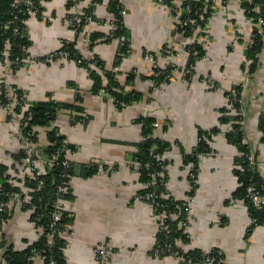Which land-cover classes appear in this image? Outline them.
<instances>
[{
    "label": "crops",
    "instance_id": "0c3cea01",
    "mask_svg": "<svg viewBox=\"0 0 264 264\" xmlns=\"http://www.w3.org/2000/svg\"><path fill=\"white\" fill-rule=\"evenodd\" d=\"M92 1L81 0L76 8H68L69 0H43L45 9L42 18L31 22L29 31L33 42L31 54L36 56L37 62L29 73L23 71L19 75L6 76L7 80L28 93L29 102L52 97L76 103L84 109L85 114L91 116L87 122L74 123L73 112L61 110L51 126L39 127L40 147L49 144L48 130L57 128L67 142L76 146L71 157L73 162L108 165L106 172H99L88 178L75 174L72 178L74 199L67 203V207L74 216V223L65 248L68 263L181 264L173 256L161 258L151 253L158 226L149 204L135 197L141 184L139 173L132 168V158L137 151V143L143 140V128L138 118L145 115L155 118L160 124L156 135L171 143V149L166 153L170 171L169 187L178 198H182L188 190L186 177L192 166L183 164L181 149L191 152L197 146L200 128L210 130L215 126L220 127V132L210 140L215 152L200 158L199 188L191 221L193 242L187 248L197 247L209 251L213 247H219L227 256V264H264V225L247 235L246 228L250 220L247 208L242 201L232 197V192L239 186L235 174V158L240 153L225 135L231 124H221L219 121V110L230 107L225 93L236 84L224 80L215 64L220 59L219 54H233L229 58L231 63H234L235 58L240 60L238 63L242 60L245 64L251 63L245 54L246 46L242 39L238 40V49H234L229 43L231 36L228 31L226 33L225 25L230 21L221 15L223 11L215 16L214 12L212 18L217 22H209L207 30L211 34L214 31L215 35L212 39H209L208 34L206 36L208 51L207 56L199 62L200 71L196 69L191 82L180 72L174 71L171 82L155 87L152 80L141 78V75L152 74V64L146 59L145 52H154L158 62L167 57L162 53V48L165 43L168 44V38L172 35L173 16L170 9L155 0H123L127 9L125 24L130 30L132 51L121 63L118 78L126 90L134 88L143 97L130 106L119 109L109 93L93 92V80L86 68L68 58L50 62L46 60L47 54L77 36L76 31L66 23L65 17L75 9L85 10ZM109 1L102 0L96 6L99 16L111 15L107 9ZM223 1L233 4L234 13L237 14L233 22L243 27L239 31L243 36L250 28L247 26L250 20L244 14L241 0ZM48 14L57 16L58 20L49 23ZM102 29L106 27L98 22L91 25V31ZM217 35H226L228 41ZM119 44V40L114 39L112 42L98 43L93 51L83 43H79L78 48L87 58L96 53L111 68L116 60ZM207 57L208 60L204 61ZM258 58L260 70L258 68L252 73L248 66L249 81L242 84L241 95L245 124L250 130L248 137L257 147L260 144L258 120L264 110V92L259 93L256 87L258 84L264 86V47ZM187 59L188 57L183 59L185 64ZM239 67L237 77L243 74V69ZM133 69L140 71L130 84L127 76ZM212 77L216 82L211 84ZM1 88L0 84V95ZM231 114H235L234 110ZM19 127V120L10 118L7 109L0 106L2 163L13 162L12 154L18 151L19 146ZM262 151L264 154V150ZM12 216L8 231L10 229L13 234H22L24 229L19 223L23 218L22 213L15 208ZM99 245L109 248L104 263L97 258L96 246Z\"/></svg>",
    "mask_w": 264,
    "mask_h": 264
},
{
    "label": "trees",
    "instance_id": "16d2710c",
    "mask_svg": "<svg viewBox=\"0 0 264 264\" xmlns=\"http://www.w3.org/2000/svg\"><path fill=\"white\" fill-rule=\"evenodd\" d=\"M43 0H34V5L37 11V18H42V13L45 7L42 4ZM160 5L170 9L173 18H178L174 24L172 35L177 36L176 41H193L188 42L184 46L187 54V62L184 68H180L176 64L170 62L163 66L159 63L153 68V74L141 75V78L152 80L155 87L161 86L163 83L171 82L173 72L183 71L184 78L191 82L193 75L196 73V66L207 56V47L203 37L207 36L206 30L211 17L215 12V0H182L178 3L176 0H155ZM102 0H93L85 13L92 15L93 20L104 25L106 20L101 19L94 14L96 10L95 3H101ZM73 2L69 0L67 7L71 8ZM241 7L244 14L253 22L251 41L246 44L245 54L247 59L251 60L250 72L255 73L259 68L258 55L264 47V0H241ZM107 9L110 16H113L115 28L110 30L107 28L102 30H94L90 33V44L88 47L93 51L98 43L112 42L114 39L124 37L125 40L119 44L114 65L109 68L105 60L99 55L93 53L90 58L85 57L78 48L80 36L77 34L72 41H65L58 51L66 54V57L75 61L80 66L87 69L89 76L93 80V92L100 94L106 92L110 94L114 104L119 109L130 106L136 101L141 100L142 93L136 89L126 90L121 84L117 71L114 67H119L123 60L131 54V34L129 28L125 24V9L123 0H110L107 4ZM19 11L20 19H25L28 15L25 14L26 6L17 4L15 0H0V49L3 48L4 41L8 37H12V56L25 55L24 48L32 45V40L29 34L14 36L11 30H4L1 26L2 22L9 21L14 12ZM67 16H70L68 14ZM72 16V15H71ZM86 19L83 18L75 28L79 30L85 25ZM19 25L22 23L19 21ZM109 31V32H108ZM148 51L145 52V54ZM162 53L167 57L169 52L168 44L165 43L162 48ZM155 60L157 59L154 52ZM165 57V59L167 58ZM158 62V60H157ZM178 67V69H177ZM137 69H133L128 73L127 82L133 83L137 77ZM242 85L236 84L232 90L227 91L225 95L229 98L230 107H222L220 111L219 121L221 124H231V128L226 132V138L230 144L237 147L240 155L235 158V174L237 176L239 186L232 192V197L235 200L242 201L247 207L248 217L251 223L246 228L247 235L253 234L257 227L264 225V205L258 207L249 195L248 188L253 185L261 195H264V174L260 170V163L264 164V110L261 112L258 120V133L260 134L259 146L250 141L248 134L250 130L246 127L245 117L243 115V106L241 101ZM6 87L3 84L1 88L0 104L8 106L12 100L7 96ZM24 91L18 88L17 94L20 99ZM61 110H69L73 112L74 123L87 122L90 120V115L84 113V109L71 102H64L50 97L49 99L30 102L29 109L24 113L25 119L22 120V131L25 138L30 139L36 144V149L39 152L41 159L46 160V172L39 174L34 171L35 178L26 175L24 186L29 189L27 194L31 196L30 202H22L23 211H31L30 219L36 224V227L41 228L44 232L40 239L33 245L24 250H13V244L9 242L8 252L10 254V262L12 264H28L33 256V249L37 250L40 255L45 257L44 264H50L52 260L56 264H68L65 254L67 240L62 235L63 230L68 226L73 225L74 216L70 211L59 210L57 208V200L59 196H63L67 201L74 199L73 188L70 184L71 178L78 174L83 178H88L96 175L99 172V164L95 162L76 163L69 162L68 166L64 164L66 160L67 149L76 150V146L67 142L57 128L48 130L47 137L49 144L39 146L38 133L33 132L34 127H47L57 119ZM234 110L235 114H231ZM17 113L21 112V106L15 108ZM11 118V115H9ZM138 121L142 124L143 140L137 143V151L134 152L132 161L136 162L132 168L139 173V181L141 185L135 197H139L149 204H152V213L157 220V216L161 215L162 211L167 213L180 212L177 218L168 216L165 218L167 228L160 226L156 234V242L152 250V254L158 257L173 256L179 260L181 264H227L226 254L219 247H213L209 251L201 248L190 247L193 238L186 228L181 223L186 220L187 209L185 200L178 198L172 194L169 189L170 171L169 160L166 158V153L171 149V143L156 135L155 118L151 116L141 115ZM27 125L25 126V124ZM220 132V127L215 126L210 130L200 128L198 131L197 146L187 152L181 149L183 153V164L192 165L186 179L187 184L191 189L185 192V195L193 197L197 194L199 188L198 178L201 171L200 158L207 154L215 152L211 146L210 140L213 136ZM254 153L257 163L254 167L250 166L247 155ZM26 151L21 149L12 154L14 160L13 167L16 163H21L26 157ZM262 155V156H261ZM263 157V159L261 157ZM241 165L242 168H238ZM108 169V165L103 164ZM10 166L0 161V203L10 202L15 197L25 198L26 193L17 182H22L21 178L14 177L9 173ZM136 171V170H135ZM61 186H67L66 192H60ZM18 195V196H17ZM168 195V197H165ZM23 196V197H22ZM229 203V200L228 202ZM1 209V208H0ZM59 212L56 218V213ZM13 209L0 210V233L3 244H7L5 233H3V222L9 220L13 216ZM48 234H52L53 243H49ZM180 258V259H179ZM101 262V261H100ZM106 262V261H105ZM104 263V262H102Z\"/></svg>",
    "mask_w": 264,
    "mask_h": 264
},
{
    "label": "built area",
    "instance_id": "2783aa9c",
    "mask_svg": "<svg viewBox=\"0 0 264 264\" xmlns=\"http://www.w3.org/2000/svg\"><path fill=\"white\" fill-rule=\"evenodd\" d=\"M71 1L73 2L72 6H74V8H76L75 6L81 0H71ZM15 2L17 4H24L26 6L25 14L28 15V17L25 19H20L19 11H21V10H18L17 12L13 13L12 18L9 21H7V22L1 21V26L4 30H11L12 34L14 36L24 35V33H27L30 36L29 31H30V27H31V22H33L35 19L37 20V11L38 10L36 9V7L34 5V0H15ZM215 2H216V0H215ZM95 4H96L95 6L99 5V3H95ZM126 12H127V9L125 8L123 10V14H126ZM69 14H70V16L65 17L66 23L68 25H70L76 31V34H79L80 43H83L86 46H88L91 42V40H90L91 25L93 23H95L96 21L93 20L92 15L86 14L84 10L78 11L75 9L72 13H69ZM94 14H96L97 17L106 20V22L103 26L106 27L107 29L112 30L115 28V25L113 23V20H114L113 16L101 17L98 15L96 10H95ZM83 18L86 19V23H85V25H83L82 29L78 31V29H76L75 26H76V24L78 25ZM55 20H58L57 16H54L52 14L47 15V21L49 23H52ZM19 21L22 23V26L18 24ZM251 35H250V39H251ZM30 38H31V36H30ZM118 40H119V43H121L122 41L125 40V38L121 37ZM192 41H193V39H192ZM192 41H190V39L185 40V42L183 41L184 46L186 43L192 42ZM77 46H79V45H77ZM24 50H25L24 51L25 55L12 56V37H8L7 39H5L3 48L0 49V84H1V86H3V84L5 85L6 91H7L6 92L7 96L12 100V102L8 106H4L2 104H0V106H3L7 109L8 114L11 115V118L19 120V126L20 127H19L18 133H17L18 134V141H19L18 151H20L21 149H24L26 151V154H27L26 157L22 159L21 163H16V167H13L14 160L11 164H7L8 166H10V169L8 171L9 173H11L13 175V173L11 171L14 170V171H19L22 174V176L20 178L23 181L17 182V184L20 185L23 189H25L26 197L24 199L15 197L10 202H1L0 208L3 210H6V209L12 210L13 209V211H15V208H17L23 215V218L20 220L19 223H20V226L24 229V232L22 234H19V233L13 234V233H11L10 229L8 231V226L10 225L11 218L9 220L3 222V226H2L3 230L2 231H3V233H5V238L7 240V244L6 245L3 244L2 238H1L2 233H0V264H12L10 262V254L7 253L9 250V248H8L9 242L14 245L13 250H24V249L28 248L29 246L33 245L35 242H37L40 239L41 234L44 232L41 228L36 227V224L33 221H31V219H30L31 211L30 210H28V211L22 210V202L23 201L24 202H30L31 196L29 194H27V192L30 190L33 191V189H29L28 187L24 186L25 176L29 175V176L35 178L34 171L38 172L39 174L45 173L46 172V165H45L46 160L41 159V156H39V152L36 149V144H34L30 139L25 138L23 135L22 120L25 119L24 113L29 109V105H30V102L28 99L29 98L28 93L25 90L19 88L17 85L12 83L11 81L7 80V77H6L9 74L19 75L23 71H26V72L28 71V73H29L33 70V66L37 62V58L35 55L31 54V46L28 48H24ZM46 57H47L46 60L49 62L52 60H55V59L67 58L66 54L63 53L62 51H58V49H55L54 51L50 52L49 54H47ZM145 57L152 64L150 68H151V72L153 74V68H155L159 62H157V60H155L154 55L152 54L151 51H148L146 53ZM169 63H166V64H169ZM250 64H251L250 62H246V65L250 66ZM163 66H165V65H163ZM119 69H120V66L114 67V70L117 72L119 71ZM137 72H138V70H137ZM18 88L20 90L24 91V93L20 99L18 98V94H17ZM263 90H264V88H263ZM18 105L21 106V112L20 113H17L15 111V108ZM26 125H27V123L25 124V126ZM154 125L156 128L160 127V124L158 122H156ZM33 132L39 133V127H34ZM38 137H39V134H38ZM261 147H264V144H262ZM74 153H75V150H72L70 148L67 149L66 160L64 161L65 165L68 166L69 162H73L71 157ZM247 158L250 162V166L254 167L255 164H258L256 162L257 159H256L253 152L248 154ZM133 164L135 165V167L137 166L136 162H134ZM133 164H132V166H133ZM99 165H100L99 166V172L100 173L106 172L108 170L107 168L102 166V164H99ZM237 167L242 168L241 165H237ZM259 167H260V170L262 171V173L264 174V164L260 163ZM254 169H255V167H254ZM135 170L137 172V168H135ZM17 178H19V177H17ZM72 178L70 181L71 186H72V183H71ZM141 186L145 187V185H141ZM169 189H170V187H169ZM188 189H191L189 187V185H188ZM59 190L62 193L66 192L67 186H64V187L61 186ZM248 191H249L250 197L252 198V200L254 201V203L258 207H261L262 205H264V195H261L259 193V191L253 185H251L248 188ZM165 197H168V195H165ZM137 198H139V197H137ZM182 198L186 201L185 204H186V209H187V216H186V220H184L181 223V225L186 228V231L188 233H190V236H191V221H192V217L194 214V204H195L196 195L193 197H190L188 195H184ZM68 202L69 201H67L66 199L63 198V196L60 195L58 200H57V208L60 211L61 210L69 211V209L67 207ZM149 206L152 209L153 205L149 204ZM59 210L56 213V218L59 215V212H60ZM180 214H181L180 212H176V213L172 212V213L168 214L167 211H165V210L162 211L161 215L157 216V220H159L158 222L156 221L158 228L160 226L167 228V226L165 224V218H167L168 216L173 217V218H177ZM249 223H251V220H249ZM71 229H72V225L65 228L63 230V233H62V235L67 240V242L69 241ZM7 231L9 232V234ZM48 239H49V243L52 244L53 243L52 234H48ZM108 251H109V248L107 246H102V245L96 246V254H97V258L99 259V261L105 262L107 260ZM33 252H34L33 256L31 257L28 264H44L45 263V257L40 255V253L35 249H33ZM65 254H66V252H65ZM66 258H67V255H66ZM67 263H68V259H67ZM50 264H56V262L54 260H52L50 262Z\"/></svg>",
    "mask_w": 264,
    "mask_h": 264
},
{
    "label": "rangeland",
    "instance_id": "374dc122",
    "mask_svg": "<svg viewBox=\"0 0 264 264\" xmlns=\"http://www.w3.org/2000/svg\"><path fill=\"white\" fill-rule=\"evenodd\" d=\"M176 1L178 3H180L181 0H176ZM215 6H216L215 7L216 10H215L214 16L218 15V14L220 15L223 11V13L221 15L226 16L227 19L230 21V23L226 24L225 26H226V33L228 31L230 36H231L229 43L232 45V47H234V49H238L239 38L242 39V43L245 44V46H246V43L250 42V35L252 32V27L254 25L253 22L250 20L249 24L247 25V26H250V28H249L250 31L249 30L245 31L244 35L241 36L239 34V31L242 30L243 27L238 25L237 22H233L234 20H236V17H237V14L235 15L234 10H233V8H234L233 4H231V3L226 4L223 0H216ZM177 20H178V18H173V23L175 24V22ZM213 21H215L214 17L212 19H210V23L212 24ZM215 22H217V21H215ZM172 30H174V25L172 26ZM206 33L209 35V39H212L213 36L215 35L214 31L211 34V32L209 30H206ZM241 34H242V32H241ZM217 37H220V38L222 37V39L223 38L226 39L227 36L224 35V37H223L222 35L221 36L217 35ZM175 38L176 37L173 35H171L168 38L167 42H168L169 52L171 51V53L169 54V56L166 59L162 58V60L160 59L159 62L163 65H166V63L172 62V63L176 64L177 66H179L180 68H183L186 65L184 63L185 60H183V59H185V57L187 58L186 52L184 50V42L185 41L184 42L183 41H176ZM207 39L208 38H206V36H205V37H203L202 40L206 41L205 43L207 44V42H208ZM226 40L228 41V39H226ZM218 56H219L218 58H220V59H218V63L215 61V63H217L215 65H217L219 67V70H220L222 76H224V80H227L229 83L233 82V84H240V85L249 81V79H248V74H249L248 68L249 67H248V65H246L245 63L242 62L243 60L241 61V63H238L239 59L235 58L234 63H231L229 58H232L233 54H231L229 56L227 54L226 55L227 57L223 56L221 54H219ZM207 60H208V57L204 61H207ZM239 62H240V60H239ZM239 66H241V69H243L242 70L243 74L241 76L239 75V77H237L239 73H237L236 71L239 70V68H240ZM260 67H259V70H260ZM232 68H233V70H232ZM177 69H178V67H177ZM196 69L200 71V65L199 64H198V66H196ZM138 71H140V69H138ZM175 72L176 73L180 72L181 74H183L182 70L181 71L176 70ZM211 80H212L211 84L213 82H216L215 80L213 81V77ZM263 87H264L263 85L258 84L256 89L259 93H261V92H264ZM11 172L13 173L14 177L20 178L22 176V174L19 171L13 170ZM186 189H188V184L186 185Z\"/></svg>",
    "mask_w": 264,
    "mask_h": 264
}]
</instances>
